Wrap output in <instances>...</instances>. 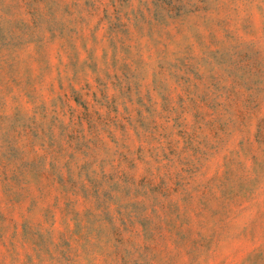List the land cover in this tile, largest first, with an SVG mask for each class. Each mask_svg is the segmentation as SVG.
Here are the masks:
<instances>
[{
	"label": "rangeland",
	"instance_id": "obj_1",
	"mask_svg": "<svg viewBox=\"0 0 264 264\" xmlns=\"http://www.w3.org/2000/svg\"><path fill=\"white\" fill-rule=\"evenodd\" d=\"M0 264H264V0H0Z\"/></svg>",
	"mask_w": 264,
	"mask_h": 264
}]
</instances>
